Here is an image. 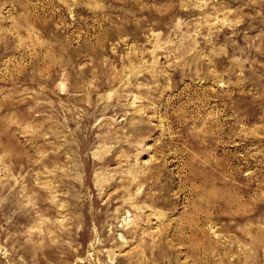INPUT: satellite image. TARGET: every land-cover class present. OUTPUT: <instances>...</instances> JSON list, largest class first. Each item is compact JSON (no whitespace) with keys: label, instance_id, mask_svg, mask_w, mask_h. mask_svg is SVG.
Returning a JSON list of instances; mask_svg holds the SVG:
<instances>
[{"label":"rangeland","instance_id":"374dc122","mask_svg":"<svg viewBox=\"0 0 264 264\" xmlns=\"http://www.w3.org/2000/svg\"><path fill=\"white\" fill-rule=\"evenodd\" d=\"M0 264H264V0H0Z\"/></svg>","mask_w":264,"mask_h":264}]
</instances>
